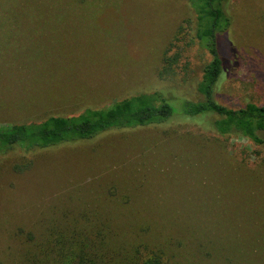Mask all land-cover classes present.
Here are the masks:
<instances>
[{"label": "rangeland", "instance_id": "rangeland-1", "mask_svg": "<svg viewBox=\"0 0 264 264\" xmlns=\"http://www.w3.org/2000/svg\"><path fill=\"white\" fill-rule=\"evenodd\" d=\"M227 12L239 54L217 99L264 106V0H229ZM195 20L188 0H0V126L157 89H170L177 109L202 99L211 57L193 39ZM85 229L166 264H264V144L141 128L2 158V264H31L53 230Z\"/></svg>", "mask_w": 264, "mask_h": 264}, {"label": "trees", "instance_id": "trees-1", "mask_svg": "<svg viewBox=\"0 0 264 264\" xmlns=\"http://www.w3.org/2000/svg\"><path fill=\"white\" fill-rule=\"evenodd\" d=\"M229 0H188L194 11L190 23L194 40L210 55L197 86L200 100L183 99L179 109L170 89H157L114 102L102 109H87L70 117H51L41 122L0 126V161L8 154L31 153L65 144L92 140L113 130L165 127H201L222 136H241L255 144H264V106L253 102L233 109L217 99V88L234 69L238 51L228 39L231 18ZM138 23V22H137ZM189 25V24H188ZM183 27L179 28V34ZM171 57L164 58L170 67ZM165 71V70H164ZM168 71V69H167ZM168 74H165V76ZM165 89V88H164ZM209 118V119H208ZM87 232L85 234L83 232ZM51 231L41 244L31 264H166L162 253L123 252L111 247L106 233ZM108 240V239H107ZM141 254V256H139ZM0 264H2L0 262Z\"/></svg>", "mask_w": 264, "mask_h": 264}]
</instances>
